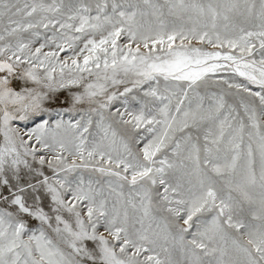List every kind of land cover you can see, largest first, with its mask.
Here are the masks:
<instances>
[{"label": "snow or ice", "instance_id": "snow-or-ice-1", "mask_svg": "<svg viewBox=\"0 0 264 264\" xmlns=\"http://www.w3.org/2000/svg\"><path fill=\"white\" fill-rule=\"evenodd\" d=\"M0 264H264V0H0Z\"/></svg>", "mask_w": 264, "mask_h": 264}]
</instances>
